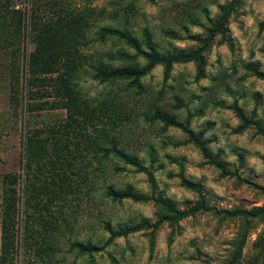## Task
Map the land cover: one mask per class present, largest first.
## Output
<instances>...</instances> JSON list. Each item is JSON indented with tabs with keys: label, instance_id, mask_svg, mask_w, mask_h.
I'll list each match as a JSON object with an SVG mask.
<instances>
[{
	"label": "rangeland",
	"instance_id": "1",
	"mask_svg": "<svg viewBox=\"0 0 264 264\" xmlns=\"http://www.w3.org/2000/svg\"><path fill=\"white\" fill-rule=\"evenodd\" d=\"M227 0H0V264H260L264 249V133L234 132V103L264 129V0H241L226 24L227 44L204 50V76L194 63L162 65L133 78L100 79L99 71L142 67L141 50L195 48ZM115 33L102 35L103 28ZM129 38V40H128ZM131 39V40H130ZM132 41V42H131ZM156 108L203 130L211 155L235 175L205 163L185 134L148 115ZM177 207L197 198L179 173L199 184L206 207L163 222L148 250L145 231L108 233L153 221L152 201L113 199L106 188L149 195ZM171 233L172 241L167 242Z\"/></svg>",
	"mask_w": 264,
	"mask_h": 264
},
{
	"label": "trees",
	"instance_id": "2",
	"mask_svg": "<svg viewBox=\"0 0 264 264\" xmlns=\"http://www.w3.org/2000/svg\"><path fill=\"white\" fill-rule=\"evenodd\" d=\"M241 4V0H227L218 7V12L215 17L209 20L208 24L203 26V31L200 34L189 35L188 38L195 41L196 46L193 49L186 51H171L167 53H159L155 50H141L138 49L135 45L136 53L143 56L146 60L145 64L142 67L133 66L131 68L124 67H115L109 70L99 71L95 76L100 77V79H112V78H125L133 77L138 78L148 71H150L155 65H162L163 69V81L169 77L171 66L173 63L177 62H193L195 67V79H200L204 76V67L205 59L203 52L207 46L214 42L217 45L227 44L226 37V24L229 21V18L232 15L238 13V7ZM259 29H264V17L259 22ZM104 34L115 33L114 30L109 28L102 29ZM129 40V38H128ZM131 40V39H130ZM132 42V41H131ZM255 77L258 79L264 80V72L255 70ZM230 108L238 119V124L234 129V132L240 133L244 131L250 124L255 125L260 132L264 133V129L259 127L257 121L247 118L244 113L233 103ZM147 119L150 121L160 120L167 126H172L180 129L185 134V139L179 142L178 144L191 143L195 146L201 156L204 158L205 163L211 164L215 168L219 169L221 175L225 174H236L233 171H228L224 165L217 160L216 157L211 155L210 150L207 145V141L203 138V130L193 131L190 126V114L187 113L182 120H176L172 114H169L167 111L156 108L153 114L148 115ZM137 170L145 173L147 184L149 187V195H139L130 191L129 186H126L124 189H114L112 186L106 188V195L113 199H122L129 198L136 202H145L152 201L154 206L157 209L156 218L153 221L141 220L135 224L125 226L113 230L110 228L109 224H105V230L108 235L104 242L101 245H93L90 243H81L78 241L73 242L71 245L77 248L80 251H99L102 250L106 245H108L116 237L126 236L130 233L136 231H145L148 237V250L149 253L152 251L154 243V235L158 227L163 223L167 222V225L172 227H178V222L188 216L192 215L201 210H213L212 207H206L205 195L201 190L199 184L192 183L184 178L181 173H179V182L182 186L190 189L197 194V198L191 204L186 205L185 207H177L169 198L164 197L163 193L156 190L155 181L153 178L152 172L145 167L139 165L135 159H128ZM254 211L264 213V207H253ZM172 235L169 233L167 237V242L171 243ZM260 264H264V249L263 256L261 258Z\"/></svg>",
	"mask_w": 264,
	"mask_h": 264
}]
</instances>
